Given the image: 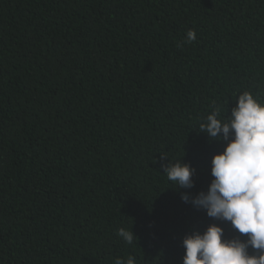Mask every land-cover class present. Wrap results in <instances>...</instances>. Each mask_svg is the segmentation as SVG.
<instances>
[{"label": "trees", "instance_id": "16d2710c", "mask_svg": "<svg viewBox=\"0 0 264 264\" xmlns=\"http://www.w3.org/2000/svg\"><path fill=\"white\" fill-rule=\"evenodd\" d=\"M245 90L264 101V0H0V264H182L190 231L231 237L181 194L225 147L201 120Z\"/></svg>", "mask_w": 264, "mask_h": 264}, {"label": "clouds", "instance_id": "9594fccd", "mask_svg": "<svg viewBox=\"0 0 264 264\" xmlns=\"http://www.w3.org/2000/svg\"><path fill=\"white\" fill-rule=\"evenodd\" d=\"M196 40L195 30H188L186 42ZM216 102L199 124V132L212 141L222 142V152L211 159L213 179L206 191L181 199L197 211L221 223L230 224L229 237L220 223L205 230H192L183 237L182 264H264V101L260 95L245 90L236 94L235 106L228 115ZM162 159L164 175L178 189L195 187L196 169L182 158L175 162ZM117 236L127 245L136 239L132 229L120 227ZM251 250V251H250ZM114 264H137L136 257L115 258Z\"/></svg>", "mask_w": 264, "mask_h": 264}]
</instances>
